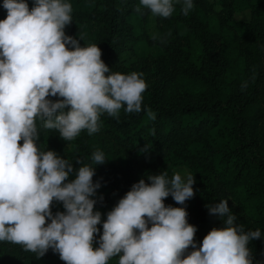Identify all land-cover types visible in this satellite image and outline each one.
Listing matches in <instances>:
<instances>
[{
	"label": "clouds",
	"instance_id": "1",
	"mask_svg": "<svg viewBox=\"0 0 264 264\" xmlns=\"http://www.w3.org/2000/svg\"><path fill=\"white\" fill-rule=\"evenodd\" d=\"M174 4H181L184 16L194 8L193 0H139L136 11L148 9L167 19ZM2 7L7 15L0 20V242L20 245L37 259L52 249L64 264H108L117 256L118 264H253L248 244L260 239L261 231L237 224L228 200L205 205L225 226L213 228L197 248V229L186 210L163 202L171 196L183 205L194 196V176L179 172L133 184L106 214L99 247H93L101 223V213L94 211L101 186L93 183L95 167L80 166L68 182L72 163L38 148L37 121L63 141L83 130L91 136L100 131L104 113L117 120L122 108L140 113L148 85L142 73L111 72L96 44L81 47L82 37L65 34L72 23L70 3L33 0L30 10L26 0H3ZM146 111L154 121L156 114ZM91 159L95 165L106 162L102 151ZM53 201L62 203L64 212L53 215Z\"/></svg>",
	"mask_w": 264,
	"mask_h": 264
},
{
	"label": "rangeland",
	"instance_id": "2",
	"mask_svg": "<svg viewBox=\"0 0 264 264\" xmlns=\"http://www.w3.org/2000/svg\"><path fill=\"white\" fill-rule=\"evenodd\" d=\"M64 2L70 3L72 10L83 13H89L99 5L97 0ZM260 2L264 0H193L194 8L185 16L195 17L205 27L209 38L220 47L223 70L217 80L218 91L195 83L184 69L185 59H180L175 51H165L146 39H152L153 36L163 38L169 32V39H173L171 25H174L179 36L177 41L182 42L189 51V59L201 64V45L198 41L200 33L197 36L189 23L177 19V15L182 14L181 4H174L175 11L168 20L153 16L150 10L143 8L137 15L127 18L133 25L136 39L129 54L125 55L127 61L119 67L123 74L142 73L148 83L154 84L159 78L157 62L165 60L162 82L165 84L162 91L164 103L175 99L210 102L215 94L219 97L237 96V101L243 105L239 115L246 121L244 138L240 139L237 134L228 131L233 120L230 110L221 112L204 129L192 131L184 137L187 151L191 154L189 161L172 158L154 167L140 155L138 147L117 142L102 126L98 133L91 136L87 130H83L74 140L66 141L71 149L75 140H85L91 157L94 152L102 151L106 161L102 165L114 168L118 174H122L124 181L129 178V172H133V181L144 179L145 183H149V175H158L164 171H167L169 179L176 172L182 176L193 175L194 196L188 199V203L191 207L195 205L200 214L197 215L198 222L188 223L197 229L194 237L197 248L213 228L225 226L223 219L210 215L205 205L228 200L229 209L237 216V224H242L245 231H261V238L248 244L255 256L264 252V26L255 37L247 35L246 28H251L256 20L264 18V10L258 11L254 7ZM64 31L69 37H82L79 41L81 47L92 45L95 28L90 21L69 24ZM202 116L200 119H203ZM198 120L194 116H188L184 119V124L190 125ZM239 145L244 146L242 157L239 158L232 157L225 161L218 153L213 152L215 149L224 150ZM250 158L252 161H249ZM100 196L103 197L102 201L98 199ZM111 198L109 190L104 188L97 189L96 196L93 197L97 199L94 211L101 213V223L97 225L100 233L103 232L102 223L106 220V214L115 207L110 203ZM165 200L172 206L179 205L171 196ZM52 205L57 212H64L60 202L53 201ZM116 260H119L118 256L112 258V261Z\"/></svg>",
	"mask_w": 264,
	"mask_h": 264
},
{
	"label": "trees",
	"instance_id": "3",
	"mask_svg": "<svg viewBox=\"0 0 264 264\" xmlns=\"http://www.w3.org/2000/svg\"><path fill=\"white\" fill-rule=\"evenodd\" d=\"M97 1H99V5L89 13L72 10V23L70 24L90 21L95 28L92 45L96 44L101 50V59L111 72L123 74L119 67L127 61L125 55L129 54L133 41L136 39L133 33V25L128 22L127 18L139 13L136 11L139 0ZM26 2L31 10L33 0H26ZM2 5L3 0H0V20L5 19L7 15ZM254 7L258 11H262L264 10V2H260ZM177 17L184 23H189L197 36L200 33L198 41L201 45L199 52L201 64L189 59V51L182 42L177 41L179 36L174 25H171L173 39H169L171 35H166L163 37L166 39V43H161L160 39L153 40L151 38H146L147 41L161 46L165 51H175L180 55V59H185L184 69L195 83L218 91L217 80L223 70L219 54L220 47L215 45L213 40L209 38L206 33L207 30L195 17L186 18L183 14L177 15ZM262 26H264V18H259L255 24H252L251 28H246V34L255 37V35H259ZM165 63V60L157 62L159 78L154 84L148 83L142 77L148 87L143 93L142 111L140 113L126 114L122 108L118 120L104 113L100 117V126L105 127L117 142L138 147L140 155L154 167L160 166L172 158L179 161H189L191 154L187 151V143L184 137L192 131L204 129L211 120L218 118L221 112L232 110V126L228 127V131L234 135L237 134L240 139L244 138L246 121L243 116L239 115L242 112L243 105L237 101L235 95L219 97L218 94H215L210 102L175 99L164 103L162 101V91L165 84L162 82L165 75ZM48 99L55 101L57 97H48ZM148 109L156 114L154 121L148 118L146 111ZM188 116H194L195 119L199 120L190 125L184 124V119ZM201 116L203 119H200ZM152 129L155 130L154 134L151 131ZM37 131L39 134L37 146L41 151L51 150L60 158H65L72 163L73 173L69 175L68 182L75 178V172L80 166L95 167L93 183L99 182L100 188L109 190L112 195L110 203L114 206L131 189L132 185L138 182L132 180L133 172H129V178L124 181L122 174H118L114 168L95 165L91 159L89 145L85 140H75L72 148L69 149L66 141L60 139L58 131L45 129L40 121H37ZM20 143L22 144V141ZM146 145L148 146L147 150H145ZM243 148L244 146L239 145L224 150L215 149L213 152L218 153L219 157L227 161L226 159L232 157H242ZM77 160L82 161V164H77ZM249 161H252V158ZM238 171L239 168L235 171L236 174H238ZM163 202L165 206L184 208L188 213V222L197 221V215L200 214L199 210L195 205L191 207L188 200L183 205L174 206L166 200ZM51 211L53 215L57 213L53 205H51ZM100 235L102 233L99 232L95 237L94 248L99 247L97 241H99ZM192 250L190 248L187 252ZM187 252L185 255H187ZM252 256L253 264L264 262V252H261L258 256L254 254ZM0 264H64V262L60 260L59 254L54 253L52 249H49L42 258L37 259L35 253L25 251L20 245L0 242ZM108 264H118V260L112 261L111 258Z\"/></svg>",
	"mask_w": 264,
	"mask_h": 264
}]
</instances>
